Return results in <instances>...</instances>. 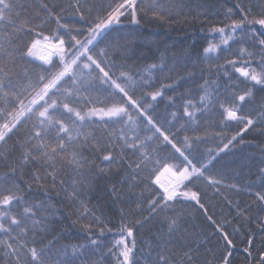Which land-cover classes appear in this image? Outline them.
Wrapping results in <instances>:
<instances>
[{
	"label": "trees",
	"instance_id": "obj_1",
	"mask_svg": "<svg viewBox=\"0 0 264 264\" xmlns=\"http://www.w3.org/2000/svg\"><path fill=\"white\" fill-rule=\"evenodd\" d=\"M8 2L14 5L13 19H16V13L19 12V20L32 19L37 14L44 17L46 13L41 8L42 2L47 3L49 7L55 5L54 11L61 15L62 23L83 30L80 35L75 31L71 35L84 39L87 36L86 29L92 25L95 17H103L108 5L118 0H89V6H94V10L88 22L82 21L78 14L67 7L71 0H8ZM141 2L144 6H149L152 0H138V4ZM159 2L171 13L170 17L161 21L153 18L150 12L147 15L138 14L140 19L138 25L133 24L128 17H122L119 24L110 25L102 30V34L96 37L86 54L101 61L98 54L102 49L105 50L106 55L101 61V67L108 71V65H112L111 73H115L113 79L124 71L132 74L137 80L141 76L148 80L150 65L161 63L166 65L163 72L151 71L153 79L149 82L150 87L136 88L133 99L143 101L140 105L143 112L138 113L129 107V113L135 121L133 125L126 127L127 117L114 123L107 118L94 116L84 129L94 133L101 144L105 143L110 133L119 134L124 129L129 136H139L145 148L135 152L131 150L123 153L114 152L118 159L120 156L124 157L120 164L103 161L101 157L106 153L90 147L82 150L83 156L94 160L96 167L91 172L85 170L83 173H77L68 165H64L58 179L64 180L65 183L63 185L57 183L54 190L50 182L47 188H41L31 181L33 171L38 169L41 174L45 171L38 164L26 167L24 170L26 174L23 176L18 170L9 177L20 184L23 190L21 194L27 205L37 201L44 205L37 210V216L33 219L41 217L47 219L42 221V224L46 225L45 228L35 230L32 229L29 220L27 222L29 232L19 236V239H17L19 229H15L11 235L0 232V264H16L14 256L5 255L9 251L4 247L5 242L12 243L13 247H17L21 242H26L28 247L34 244L37 248L50 247L51 250L45 255L52 258L53 264L58 259L59 250L66 245L86 246L78 264L81 260L83 264H120L122 258L118 257L119 248L116 247V241L121 238L119 234L121 225H133L135 221L141 222L133 229L135 264H154L162 251L165 255L179 259L183 252L189 249L190 255L194 257L193 264H223L226 255L229 256V264H248L252 258L245 249H249L256 258L258 251H264V248H261V237H264V232L260 231L257 219H264L260 203L255 195L249 194L248 191H237L227 187L235 184L240 189L250 188L252 193L261 191L258 169L264 167V124L257 122L255 126L244 130L243 123L226 119V113L220 107L223 103L225 107L237 110L239 116H248L254 121L258 119V114L264 111V87L253 86L251 82L245 81L228 63L233 59H251L253 62L250 66L260 71L257 63L260 59L258 55L260 49L257 46L258 40L252 37V33L253 31L261 33L264 29L259 25L246 26L244 31L238 30L227 45H220V34L212 32L213 28L230 25L233 19H241V7L245 10L251 7L253 13H257L259 11L257 5L264 3V0H159ZM229 9L232 10L231 16L228 14ZM40 23L41 20H33V25ZM56 29L57 25L52 20L36 31L50 35ZM9 34H12L10 44L5 40V36ZM59 34L66 41L65 47L71 48V44L68 43L69 36L65 31L60 30ZM35 38L37 37L33 33L27 31L13 34L10 25L0 24V43H3L8 51L12 48H21L26 52L25 45L30 44ZM209 42L217 44L218 49L205 57L203 49ZM241 48H246L257 55L253 58L241 57ZM77 51L80 49L73 50L66 58L71 60ZM36 54L24 58L16 54L15 59L0 54L2 69L0 79L6 83L10 81L13 85L11 90H21L35 78V72L43 63ZM86 62V57L80 60L81 64ZM242 66L245 65L242 63L236 65ZM99 75L98 71L92 73L93 77ZM206 81L208 91L212 93V101L203 105L199 101L205 94L202 86ZM169 84L174 86L163 90V96L156 100L145 95L159 90L161 85ZM94 85L89 92L82 93L83 96L89 97V103L81 100L79 104L73 103L71 106L84 111L93 107H105L103 101L112 93V89L107 88L99 80L94 81ZM68 86L67 83L64 85ZM249 88L252 90L251 98H246L245 102L233 103V93L239 96ZM169 97H172V100H169ZM21 99L27 104L31 97L25 94ZM115 99L121 100V96L115 95ZM188 100L193 101L200 109L192 121L183 117V106ZM0 107H4L2 102ZM174 112L177 114L176 118L172 115ZM55 115L60 116V113ZM63 118L65 122H69L67 116ZM149 118L152 123H149ZM0 122H3L2 119ZM34 122V119L25 121L23 126L18 127L10 135L6 143L0 142V180L16 166L18 158L25 151L27 133ZM156 128H159L160 132H157ZM161 133L167 135L172 143L166 142ZM55 135L56 131L53 129L45 137L46 141L54 144ZM233 136L237 137L236 140L225 149L224 145ZM185 137L189 138L187 142ZM131 142L129 140V143ZM22 144L25 147H21ZM172 144L181 149L183 157L175 151ZM141 151L148 152L151 162L141 163V168L134 171L128 165L132 161L143 160ZM184 157H187L196 168L207 165V168L203 169V177L194 176L191 181L184 182L186 187L181 185L183 190L199 193L200 203L204 208L201 209L195 201L177 197L170 202L171 207L166 212L159 215L150 214L148 201L157 198V193H163L161 186L155 183L157 177L169 173L176 180L174 175L177 172L176 166L180 169L188 166L184 162ZM166 167L170 171H166ZM100 168L105 169V172L101 173ZM189 170L191 171L190 166ZM206 177L219 180L221 184L210 186ZM74 180L77 181L75 189ZM29 183H32L30 191ZM113 185L118 195L113 192ZM74 190L77 195L71 198ZM229 200L239 208L248 207L250 219L238 217L236 207L227 203ZM82 204L99 217L104 222L103 225L97 226L90 217L81 220L80 223H74L78 213L83 211ZM25 206L13 205L10 214L21 216ZM177 215L180 216L178 230L168 235V222L165 216ZM88 223L94 228L91 236L82 227ZM217 225L223 229V233L228 234L232 245L226 244ZM99 227L104 228L103 234L100 233ZM250 238L253 240L251 247L248 243ZM126 239L131 247L133 238ZM91 241H96V244H92ZM25 259L26 249L21 253V264H24Z\"/></svg>",
	"mask_w": 264,
	"mask_h": 264
},
{
	"label": "snow or ice",
	"instance_id": "obj_2",
	"mask_svg": "<svg viewBox=\"0 0 264 264\" xmlns=\"http://www.w3.org/2000/svg\"><path fill=\"white\" fill-rule=\"evenodd\" d=\"M71 8L76 14L79 15L80 19L84 22H88L91 16L94 6H89V0H71L67 6ZM237 7H240L237 5ZM259 11L253 13L251 7L245 10H241V19H233L230 25H225L224 27L213 28V33H219L221 36L220 45H227L229 41L233 40L234 34L239 31H244L246 26L259 25L264 29V3L257 5ZM41 8L46 15L41 17L37 14L32 19L19 20L20 13H16V19H13V9L14 5L8 0H0V24L10 25L14 33L27 31L33 33L37 38L33 39L30 44H26V52L21 48H12L11 51L5 47L3 43H0V54L7 56L9 59H15V55L19 54L21 58L24 56H34L36 49L42 47L47 55H41L39 59L43 62L39 69L35 72V78L24 86L19 91L11 90L13 85L11 82H5L0 79V102L3 103L4 107H0V142L6 143L10 135L20 126H23L24 122L30 119H34V123L31 129L28 130L26 144L27 147L18 158L16 166H13L9 173L5 174L3 180H0V232L4 234L11 235L15 229H19L17 234V239L19 236L26 235L29 232L27 227V222L31 220L32 229H42L46 225L42 224L44 219L47 217H41L39 219H33L37 216V210L43 208L44 205L37 201L34 204L27 205V201L21 194L22 189L20 184L14 179H9L18 170L20 175H25V168L32 165L38 164L40 168L45 169L41 174L39 170L33 171L30 179L33 183L37 184L41 188H47L49 182L51 183V188L54 190L57 183L63 185L65 182L62 179H58L60 176L64 165H68L77 173H83L85 170L91 172L92 169L96 167L95 161L90 160L88 157L83 156L82 150H87L89 147L95 151L106 153L101 157L103 161H107L109 164L123 162L124 157L120 156L119 159L114 152L119 151L123 153L126 150H131L133 152L143 150L145 144L140 141L139 136H129L127 132L122 129L119 134L110 133L107 136L105 143L101 144L100 139L92 132L84 131L85 126L89 124L91 118L94 116H100L101 119L107 118L112 122L123 121L127 117L126 127L131 126L135 123L133 117L129 113V107L134 108L138 113H142L140 105L143 102L139 99H133L135 95V90L137 87L144 88L150 87L149 83L153 77L151 76V71L158 70L163 72L166 65L161 63L160 65L152 64L149 66V76L148 80H144L143 77L139 80L135 79L129 72H120L119 76L113 79L115 73H111L112 65H108L109 70L105 71L104 67H101V61L106 55L105 50H101L98 54L101 57V61L94 59L91 55H86L89 52V46L93 45L96 37L102 34V30L107 29L110 25L119 24L122 17L130 18L133 24H139L140 19L138 14L147 15L149 12L151 16L155 19L164 21L167 17L171 16V13L166 9L159 0H152L151 5L144 6L143 3L138 4V0H118L114 4H109L107 9H105V15L103 17L97 16L90 27L86 29L87 36L84 39H78L77 36L71 35L73 31L77 32L78 35L82 33V29H74L68 24L61 22V15L54 11L55 5L49 7L47 3H41ZM64 9H61L63 12ZM229 16L232 15V10H228ZM251 17V18H250ZM41 20L40 24L33 25V20ZM54 20L57 29L52 31L50 35H44L42 31H36L37 28L43 27L50 21ZM60 30H64L69 36L68 43L71 44V48H66V41L63 36L59 34ZM227 32V34H225ZM252 37L258 40V47L260 49L259 56L260 59L257 61L260 66V71L256 68H252L250 65L253 62L251 59L237 60L233 59L228 61L232 65L236 73H239L240 77L244 78L245 81L251 82L253 86L260 85L264 87V31L261 33H256L253 31ZM5 40L11 43L12 34L6 35ZM82 49V51L71 60L66 57L69 56L73 50ZM218 45L212 42L208 43V46L203 49L205 57H208L211 53L216 52ZM257 53L250 52L246 48L240 49L241 57L253 58ZM87 62L81 64L80 60L85 58ZM55 58V59H54ZM238 63H242L245 66L236 67ZM53 69H57L53 71ZM2 71V69H0ZM93 71H98L100 75L98 77H93ZM111 73V74H110ZM139 75V73H137ZM227 75V74H225ZM27 79V73L25 75ZM231 79V77H229ZM99 80L107 88L112 89V93L106 97L105 107L103 108H89L87 111L83 109H78L71 106L73 103L79 104L81 100L85 103H89V97L83 96L82 93L89 92L93 88L94 81ZM68 87H64L65 84ZM174 85H161L159 90H155L145 95L151 96L152 100H156L158 97L163 96V90L172 88ZM205 94L200 97V103L207 105L212 101V93L208 91V82L202 86ZM107 90V89H106ZM131 93V95H130ZM27 94L31 97L27 104L21 99L22 96ZM115 95H120L121 100H116ZM252 90L249 88L244 91L239 96L235 93L232 94L233 103L235 102H245L246 98H251ZM172 100V97L168 98ZM67 101V102H65ZM111 101V103H109ZM220 107L226 113V119L236 120L243 123L244 130L255 126L257 122L264 124V111L258 114V119L254 121L248 116H239L237 110L232 107H225L222 103ZM191 109V110H190ZM196 104L188 100L183 106V117L187 120L192 121L195 117L197 111ZM60 113V116L55 115ZM173 117L176 118L177 114L172 113ZM64 116L68 117L69 122H65ZM149 123H152L151 118H149ZM184 127V125H181ZM55 129L56 135L53 137L55 143H49L46 141L50 132ZM157 132H160L159 128H156ZM163 135V133H161ZM239 135V133L237 134ZM236 136H233L224 148H228L230 144L236 140ZM150 139V138H149ZM163 139L172 143L167 135H163ZM189 138L185 137L187 142ZM129 140L132 142L129 143ZM35 141V143H33ZM114 141H119V144L114 143ZM25 147V145H21ZM172 147L176 152L180 153L183 157L184 153L180 148L172 144ZM222 151V150H221ZM143 160L141 162L132 161L128 167L132 168L134 171H138L141 168V163H149L150 157L148 152L141 151ZM184 162L186 165L183 169L176 166L177 172L174 173L176 176L175 184L172 188L160 185L163 188V193H157V198H153L148 201V210L152 215H159L160 213L166 212L170 207L171 201L176 200L177 197H184L195 201L201 209L204 205L200 203V195L194 191H184L179 192L177 189L183 185L187 186L184 182L191 181L192 177H203V169L207 168V165H202L201 168H196L191 165V161L187 157H184ZM191 167V171L189 170ZM166 171H170L169 168H165ZM101 173L105 172V169L100 168ZM259 181L261 191L252 193L250 188L240 189L238 185H229L227 187L234 188L237 191H248L249 194H254L256 200L260 203V210L264 211V167L258 169ZM210 186H217L221 184V181L213 179L212 177H206ZM43 182V183H41ZM155 183L159 184L160 180L157 177ZM77 186V181H73V188ZM131 187V186H130ZM32 188V183L28 184L29 191ZM114 193L119 194L115 185L112 188ZM219 191V188H217ZM77 193L75 190L71 194V198H75ZM230 206L236 207V215L244 220L250 219L249 208H239L234 206L232 201H227ZM25 204L23 208V213L21 216H16L10 214L13 205ZM83 211L78 213L77 220L74 223H80L81 220L86 218H91L96 222L97 226L103 225V221L96 217L94 213H91L85 205H81ZM147 219V218H145ZM165 219L168 222V235H171L174 231L178 230L180 216L167 217ZM211 220V217H209ZM258 219L260 225V231L264 232V219ZM215 224V221H213ZM140 221H135L133 225H121L120 236L121 238L116 241V247L119 248L118 257L120 259V264H135L133 259V250L135 248V239L133 229L135 226L140 225ZM82 227L91 236L94 231L93 225L91 223L83 224ZM218 230L223 233V229L217 225ZM101 234L104 232L103 227H99ZM224 239L227 245H232V241L228 239V234L223 233ZM126 238L132 239V246L129 247ZM262 244L261 248H264V237H261ZM92 244H96V241H91ZM249 246L253 244V240L250 238ZM4 247L9 251L5 255H12L16 259V264H21V253L26 249L27 259L24 260V264H53L52 258L45 255L46 252L50 251L49 248H37L35 244L32 247H28L26 242H21L17 247H13L12 243L5 242ZM85 245H71L64 246L58 252V259L55 264H78L79 258L83 255V249ZM248 256L252 258L248 264H264V251H258L257 256L253 257V253L249 249H245ZM191 249L189 251L183 252L179 259H174L171 256L163 254V251L158 254V260L154 264H193L194 257L190 255ZM230 255V253H229ZM83 264V261H80ZM223 264H229V256H224Z\"/></svg>",
	"mask_w": 264,
	"mask_h": 264
},
{
	"label": "rangeland",
	"instance_id": "obj_3",
	"mask_svg": "<svg viewBox=\"0 0 264 264\" xmlns=\"http://www.w3.org/2000/svg\"><path fill=\"white\" fill-rule=\"evenodd\" d=\"M82 51V49H80V51H77L74 55H73V57H72V59H74L80 52ZM36 55L38 56V58L41 56V55H47V52L42 48V47H38L37 49H36ZM163 175H167L168 177H170V184L167 186V187H169V188H172L173 186H174V184H175V180H174V178L169 174V173H164V174H161L160 175V177H159V180L161 181V179H162V176ZM159 185H161V183H159ZM163 189V188H162ZM177 191H179V192H184V191H190V190H187V189H182V186H180L178 189H177Z\"/></svg>",
	"mask_w": 264,
	"mask_h": 264
},
{
	"label": "bare ground",
	"instance_id": "obj_4",
	"mask_svg": "<svg viewBox=\"0 0 264 264\" xmlns=\"http://www.w3.org/2000/svg\"><path fill=\"white\" fill-rule=\"evenodd\" d=\"M160 183L167 187L170 184V177H168L167 175H163Z\"/></svg>",
	"mask_w": 264,
	"mask_h": 264
}]
</instances>
